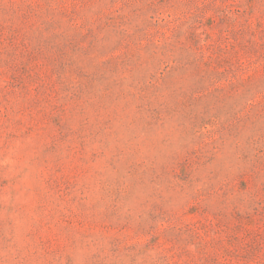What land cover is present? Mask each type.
I'll return each instance as SVG.
<instances>
[{
    "label": "rangeland",
    "instance_id": "374dc122",
    "mask_svg": "<svg viewBox=\"0 0 264 264\" xmlns=\"http://www.w3.org/2000/svg\"><path fill=\"white\" fill-rule=\"evenodd\" d=\"M0 264H264V0H0Z\"/></svg>",
    "mask_w": 264,
    "mask_h": 264
}]
</instances>
